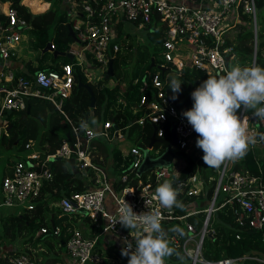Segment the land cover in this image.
I'll return each instance as SVG.
<instances>
[{
	"label": "built area",
	"instance_id": "built-area-1",
	"mask_svg": "<svg viewBox=\"0 0 264 264\" xmlns=\"http://www.w3.org/2000/svg\"><path fill=\"white\" fill-rule=\"evenodd\" d=\"M81 12L77 13L72 22V30L80 42L89 47L94 59L99 62V66L108 63V59L120 49L116 40L115 24L125 20L131 21L139 27L151 26V30L161 26L163 41L161 45L162 57L171 64L167 68L173 71H180L184 65H193L204 70L207 74L216 76L224 74L229 65L227 56L231 52V47L224 45L228 30H230L238 19L240 12L250 16V22L257 29V8L255 0H83ZM6 23L0 26V70L4 63L13 53V44L20 41L23 31L28 27L25 19L20 16L16 7L10 6L6 10ZM52 44V43H51ZM52 47L54 45L52 44ZM71 53H78L69 50ZM81 56L80 54H78ZM189 56V58H188ZM261 57L264 60V46L261 50ZM103 69V68H102ZM7 77L14 80L7 85L0 81V115H4L7 110H20L26 108L28 98L38 97L48 99L61 110L62 102L69 95L73 85V65L65 63L61 65V70L38 69L29 76H19L15 79L12 71H7ZM168 78L163 76L161 71H156L151 76V84L157 90L154 98L149 102L150 110L147 113L149 121L154 125L156 137L159 139L164 135L165 127L169 124V117L176 118L175 131L177 133V143L180 149L188 148L191 139L194 144L198 139L197 133L178 111L172 99L167 94ZM145 94H142L139 104L144 105ZM241 119L248 115L243 109L238 113ZM255 118V117H254ZM256 120V118H255ZM145 117L138 119L140 124H144ZM257 121V120H256ZM261 133H264V122L257 121ZM102 130L95 131L89 127L85 132L86 140L96 136L104 137L111 126L110 121L103 124ZM248 127L251 133H256L254 126ZM5 131L0 127V132ZM74 127V136L63 139L56 154L51 156L68 157L75 155L76 165L86 171L92 187L84 190L71 191L60 197L58 206L66 214H87L95 225L103 226L101 231H112L119 237L129 240L131 236L129 230L121 224H111L107 218L115 221V215L119 205L128 201L135 212L143 213L150 210L159 209L162 222L178 220L183 224L186 231L185 237L179 243L177 236L171 239L181 246L184 253L191 258V264H228L237 258H225L210 261L202 256L203 240L211 230L209 219L211 214L224 205H232L235 213V220L243 228L259 230L264 226V181L261 176L253 175L249 172L228 171L225 164L218 169L216 186L209 200V204L204 206L206 212L203 225L196 231L194 225L187 220L191 214H196L199 208L187 210L184 214L175 213L174 208H162L154 198L156 187L170 182L173 177L168 167H163L159 171L155 168V184L150 181L132 184L127 173L119 174L114 187L105 172L98 166L91 163L86 156V152L79 146L80 136L77 135ZM116 136L122 138L123 134L117 131ZM259 136H257L258 138ZM75 140V142H74ZM147 145V144H146ZM33 141L26 144V150H30ZM142 147L134 144L130 148L131 168L136 170L142 158ZM28 159L18 158L12 165L11 172L1 181L3 192V203L8 206H18L21 209H33L42 195V189L46 180L52 178L48 164L45 161L29 159L38 158L34 152L28 153ZM50 157V155H49ZM48 157V158H49ZM92 170L93 176L89 173ZM197 174H192L188 178H181L176 181V186L180 193L193 195L198 194L199 183ZM95 183V184H94ZM221 196L218 203L217 197ZM108 197V199H107ZM41 232H46V227L40 228ZM54 234L60 233L59 226H53ZM135 235V231L132 232ZM132 237V236H131ZM97 237H86L82 230L75 228L69 230L64 244L66 253L73 260L74 264H98L103 261L102 248L95 249ZM124 245V243H123ZM122 245V247H123ZM121 247V248H122ZM259 260L264 259L256 257ZM3 264H46L39 258L28 252L8 254L3 259ZM48 264H61L52 262ZM119 264H128L124 257H120ZM167 264V261H166Z\"/></svg>",
	"mask_w": 264,
	"mask_h": 264
},
{
	"label": "trees",
	"instance_id": "trees-1",
	"mask_svg": "<svg viewBox=\"0 0 264 264\" xmlns=\"http://www.w3.org/2000/svg\"><path fill=\"white\" fill-rule=\"evenodd\" d=\"M255 3L257 8L258 30L257 50L254 64L264 67V60L261 57V50L264 46V0H255ZM14 4L20 16L24 17L28 22L30 20L31 22L29 23L34 25L32 28H27L22 33V35L25 34L29 38L27 43L29 50L33 51L35 54L38 53L36 65L33 64L32 60H22L27 71L33 73L38 69L61 70L62 64L73 63L74 82L70 95L65 97L62 102V109L68 113V116L76 128L83 144L85 143V132L80 129V124L91 109L89 107V92L85 87V84H88L92 88L96 101L104 102L102 113L105 118L111 120L110 131H115L113 123L118 129L129 124L127 135L133 139V142L136 143L137 139L142 138L145 143H148L154 125L149 121L147 113L150 110L149 102L154 98V94L157 91L151 84L152 74L156 71H161L163 76H167V89H169L170 77L173 75L177 76L182 82H184L181 86L182 92L179 94L178 99L172 100L180 113L192 108L194 102L191 93L209 76L204 70L189 64L184 65L180 71L175 72L172 68L166 67L165 69H161V66H169L171 63L167 62L162 57L160 51V55H153V53L149 54L150 57H153L154 64L151 65V60L148 61V63L141 68L140 74L134 82L122 83V81L119 80L113 86H110L109 80L111 77L106 75V73L95 82H91L88 77L81 72L77 60L69 59L66 55H52V61L48 62L46 60V53L48 51L41 54L40 50L47 41H52L54 48L60 51L68 50L70 46H74L72 42L78 41L73 38L71 39L66 25H64V30L66 32L65 38L56 36L55 38L50 37L48 31L51 22L49 14L52 13V10L49 9L42 14L33 15L30 14L23 5L18 4V0H14ZM54 5L55 2H51L50 8ZM240 15L241 17L237 21L238 24L235 25L233 37L230 39L231 35H228L226 37V42L232 45L234 57H237L238 59V65L251 66L253 65V32L250 25V16L242 12H240ZM5 23L6 15L0 13V25H4ZM121 24L122 22L115 24L117 31L120 30ZM67 37L71 40L67 41ZM147 39H151L153 45H159L161 48L163 41L161 26H158L155 30L148 29ZM56 58H61V61H53L56 60ZM114 59L115 55L113 62ZM94 63H97L96 65L98 66L100 65L98 61H94ZM30 74L31 73L25 74V72L20 71L16 74L15 79L19 76H29ZM12 82H14V80ZM142 94H145L146 101L144 106L140 107L138 104ZM168 94L171 98L173 95L171 89H169ZM40 102H44L45 105L38 114ZM95 108H97V105ZM41 112L49 114L50 119L47 129L40 133L36 118L38 117L40 121L45 123V119L41 117ZM247 113L249 116V125L255 127L257 136H259V134H261V129L258 127L257 121L250 112ZM59 114L61 115V118H59ZM4 115L6 130L2 131L3 133H1L0 136L2 146L6 148L15 147L23 150L25 149L27 142L36 139V136H38L37 140L41 146V150L39 151L37 159L49 164L54 176L52 180L50 179L51 181H45L42 193L43 190L46 189L48 194L45 196L43 194L40 195L35 208H22L23 211L21 212H5L0 216V244L2 245L3 240H6L11 244V249L9 251L5 250L0 254V263H3V259L8 256V254L20 252L32 253L29 246L26 250H17V246H14L16 240H20L23 244H31L34 249L38 247L41 257L37 258L46 264L52 262L62 263V255L66 254V250L65 252L62 250V246H65L64 241L69 235V229L72 227L71 225L62 223L63 218L67 214L62 213L60 207L50 204V202L59 199L64 194H68L70 189L73 191H80L88 187L77 176H73L70 170H67L66 167L62 166L64 158L49 159L47 157L48 155L56 154L62 139L70 134V126L64 117H62L61 111L58 108L54 107L51 102L41 98H36V100L30 101V109L28 112L25 108L12 110L10 113L5 111ZM143 115L146 121L144 124H139L137 119ZM147 131L149 132L147 133ZM137 134H139V136L135 137ZM122 141L116 144L118 145V148L115 147L113 150L115 158L114 169L119 170V174L127 173L134 185L139 181H150L154 185L155 174L151 170L138 176L136 170L134 171L131 167L129 168L131 155L129 151L124 155L121 153ZM169 141L170 133L169 124L167 123L164 135L155 142L154 148L159 150L158 152L160 153ZM91 145L92 147L88 149V152L92 157V162L94 164H97L98 162L102 165L107 157L108 151L105 144L98 142L97 140H92ZM188 149L190 148L180 149L179 152L181 156L175 159L178 163L175 162L176 166L174 164L175 160L173 161L171 172L174 174V177L170 182L173 183L174 187H177V180L188 178L196 173L199 176L200 182L198 185L200 186V189L198 194H180L181 197L178 199L183 201L185 207L183 210L174 208L175 213L178 214L186 213L188 209L187 207L189 206L187 203L194 200L197 196L202 202H208L212 198L218 178V169L207 167L203 161L204 154L201 149L194 146V149L191 152H186ZM262 151H264V144L258 142L254 147H251L243 159L234 162L227 161L226 169L228 171H247L250 174L261 176L264 181V152ZM97 152L102 153V159L97 160ZM153 152L155 153V151ZM12 165V160H7L6 167ZM89 175L93 176V173L90 172ZM91 181H94V178ZM117 187H119V185ZM221 200V196L220 198L218 196V203H220ZM214 212L209 219L208 226L211 230L206 234L203 240V258L210 261L225 258H237L228 264H264V261L256 258L259 257L264 259V226L259 230L239 226L235 220V213L232 205H224ZM51 214H53L54 224L60 226L59 234H54L52 232L50 222ZM205 215L206 212L204 211L203 206L199 208L198 213L189 215L187 220L194 225L197 231L203 225ZM85 217L90 218L89 215H86ZM44 226L47 231L41 232L40 228ZM162 226L165 230L177 227L183 230V234L176 231H168L170 246L174 247L181 254L183 259L181 260L176 256H173L167 259V264H191V258L183 252L180 245L176 246V243L171 239L172 236H177L181 239L180 241L184 239L183 237H185L186 231L184 230L183 224L178 220H169L162 222ZM128 239L134 246V239L131 236ZM98 241L100 243V239H98ZM97 247L96 244V250L98 249ZM5 248L8 249L7 246H5ZM121 249V247L118 248L119 251H121ZM109 252L110 251L103 252V261L98 264L120 263V256L117 257L118 253L115 255V258H107L106 256H110L107 255ZM124 259L128 261L129 258L124 257Z\"/></svg>",
	"mask_w": 264,
	"mask_h": 264
},
{
	"label": "clouds",
	"instance_id": "clouds-1",
	"mask_svg": "<svg viewBox=\"0 0 264 264\" xmlns=\"http://www.w3.org/2000/svg\"><path fill=\"white\" fill-rule=\"evenodd\" d=\"M183 83L175 75L170 77L172 100L178 99ZM191 97L193 106L182 115L198 135L196 146L203 151V161L207 167L219 169L227 161L243 159L251 147L258 142H264V133L259 134L257 138L255 133L249 131L248 115L241 119L238 114L243 109L250 112L257 121L264 122V67L255 64L237 65L227 69L224 74L209 75L195 88ZM91 125L99 126L94 116L90 122H81L80 129L87 131ZM156 139L158 140L157 137ZM155 142L151 148L153 155L159 153V150L154 148ZM192 147L194 146L188 148ZM179 195V188L165 181L156 187L154 198L162 208L183 210L185 205L178 199ZM117 204L119 207L116 214L110 216L118 219H107L111 224L119 223L127 228L135 241L133 246L131 241L125 239L121 249V255L129 258L128 264H166L167 259L173 256L183 259L181 254L170 246L168 239V231L183 234V230L178 227L165 230L159 209L137 213L126 200Z\"/></svg>",
	"mask_w": 264,
	"mask_h": 264
},
{
	"label": "crops",
	"instance_id": "crops-1",
	"mask_svg": "<svg viewBox=\"0 0 264 264\" xmlns=\"http://www.w3.org/2000/svg\"><path fill=\"white\" fill-rule=\"evenodd\" d=\"M185 2H187V1H189L190 2V0H184ZM51 2H55V5L53 6V7H51L50 8V6H51ZM82 2H83V0H18V4H21V5H23L26 9H27V11L30 13V14H33V15H38V14H42V13H44V12H46L47 10H49V9H51L52 10V13H50L49 14V19L51 20V22H50V26H54L55 27V30L57 31V30H59V29H62V30H64V25H66L67 24V22H70V24H72V22H73V20L76 18V14L77 13H80L81 12V10H82V8H81V4H82ZM10 6H13V7H15V4H14V0H0V13H3V14H5L6 15V10H7V8L8 7H10ZM50 15H51V17H50ZM240 17H241V15H240ZM24 18V17H23ZM25 19V18H24ZM25 21L27 22V24H28V29L29 28H32L34 25L33 24H31V23H29V22H31L30 20H29V22H28V20H26L25 19ZM52 23V24H51ZM238 23H235L234 25H233V27H235V25H237ZM251 25V30H252V32H253V51H252V56H253V64H254V62H255V58H256V50H257V30H258V26H257V29H256V31H254V25H253V23H251L250 24ZM0 26H2V25H0ZM67 26V25H66ZM72 26V25H71ZM137 27H139L138 25H137ZM139 28H142V27H139ZM148 29H151V26H149V27H146V30H148ZM0 30H1V28H0ZM67 30H68V28H67ZM65 31V30H64ZM117 31V28H115V34H116V40H118V33L116 32ZM230 36V34H227V36ZM233 37V33L231 34V36H230V39ZM24 38H26V39H28L29 40V38H28V36L27 35H22L21 36V38H20V41L19 42H17L16 44H13V53L12 54H10V57L6 60V62L4 63V66H3V68L0 70V81L1 82H5V84H7V85H10V84H12V80H10L8 77H7V71L8 70H10V71H12L13 72V74L16 76V74L18 73V72H20V71H23V72H25V74L26 73H32V72H28L27 71V69H26V67L24 66V64H23V61L22 60H32L33 61V58L34 57H36V54L34 53V56L32 55V53L30 54V55H28V56H26L25 55V52H24V47H27V43H24L23 45H19L20 43H21V41H24ZM27 41V40H26ZM78 42L81 44V48H77L76 46H70L69 47V49L67 50L68 52H70L69 50H74V51H76V52H78V53H71L72 54V56H73V58H75V57H77L78 58V60H77V64L80 66V67H82V68H84V70L86 71V76L88 77V79L91 81V82H95L96 80H98L100 77H102V76H96L95 78L94 77H92V72L91 71H89V70H91L92 69V67H94V66H96V64L94 63V61H96L95 59H94V57H93V55L92 54H88V53H91L90 52V49H89V47H86L85 46V44L84 43H82V42H80L79 40H78ZM51 43H52V41H51ZM224 45H226V46H229V47H231V52L229 53V55L227 56V63H228V65H229V62H230V60L234 57V52H233V48H232V45H230V44H228V42H226L225 41V43H224ZM28 51H30L29 49H28ZM40 52H41V50H40ZM42 54V53H41ZM78 54H80L81 56H79ZM150 53H148V55H149ZM52 55H53V53H52ZM92 55V56H91ZM115 55V54H114ZM54 56V55H53ZM150 56V55H149ZM72 58V59H73ZM112 58H114V56L112 57ZM151 58H152V56H151ZM188 58H189V56H188ZM35 59V58H34ZM70 59V58H69ZM151 60V59H150ZM33 64L34 65H36L37 64V60H36V64L34 63V61H33ZM72 65H73V63H71ZM108 65V64H107ZM193 66V65H192ZM195 67V66H194ZM197 68V67H196ZM106 70H107V68H106ZM106 70H105V72L104 73H106ZM113 72H115V73H117L116 71H113ZM115 73H113V75H109L110 77H111V79L109 80V85H110V81L111 80H113V78H114V80L113 81H115L114 82V84L117 82L116 81V74ZM118 74V73H117ZM93 80V81H92ZM113 84V85H114ZM88 85V84H87ZM113 85H110V86H113ZM73 86V85H72ZM72 86H71V88H70V92H69V95H70V93H71V90H72ZM68 95V96H69ZM89 97H90V95H89ZM36 98H38V97H32V98H28V102H27V105H26V109H27V112L29 111V109H30V101L31 100H36ZM41 99H44V98H41ZM44 100H47V101H49V102H51L50 100H48V99H44ZM51 104L54 106V107H56L54 104H53V102H51ZM140 107H143L144 105H140V104H138ZM89 107H90V104H89ZM94 107V106H93ZM93 107H90L91 108V110H92V108ZM25 109V108H24ZM61 114H62V116L64 117V119L68 122V124H69V126H70V134H69V132H68V134H69V136H67L69 139H71L73 136H74V125L72 124V122H71V120H70V118H69V116H68V113L64 110V109H62V107H61ZM4 116L5 115H0V121L3 123V122H5V119H4ZM102 116H103V114H102ZM144 116V115H143ZM142 117V116H141ZM138 120V119H137ZM84 121H89L90 122V120L88 119V118H86V116L84 117V120L82 121V122H84ZM109 121H111V120H109ZM2 123L0 124V127H2V130L3 129H6V125L5 126H2ZM103 124H104V122H100L99 123V126H96V125H91L90 127L91 128H93L95 131H98V130H102L103 128H104V126H103ZM116 126V125H115ZM114 126V123H113V127L115 128L114 130L115 131H113V133L112 134H110V133H108L106 136H104V137H101V136H96L95 138H93V139H90V140H86V136H85V143L83 144V142H82V140H81V138L79 139V146H80V148H83L84 150H85V152H86V156L90 159V161H91V163L92 164H94L93 162H92V157H91V155L89 154V152H88V149L89 148H91L92 147V145H91V141L92 140H97L98 142H101V143H104L105 144V146H106V148H107V157L105 158V161H104V163L102 164V165H100L98 162H97V164H94V165H96V166H98L99 168H101L102 170H103V172H105L106 173V175L108 176V179H109V182L114 186V187H116L117 185H116V182H115V179H116V177L119 175V170H115L114 169V161H115V158H114V153H113V150H114V148L115 147H117L118 148V145H116V144H118L119 142H121L123 139H124V135H123V137L122 138H118L117 136H116V134H117V131H119L120 129H124L125 131H126V135H127V128H128V126H129V124L128 125H126L125 127H120L119 129L117 128V127H115ZM1 133H3V132H0V136H1ZM77 135H78V133H77ZM79 136V135H78ZM66 137V138H67ZM125 138H127V137H125ZM65 139V138H64ZM63 140V139H62ZM30 141H33V140H30ZM74 142H75V140H74ZM263 144H264V142H262ZM134 144H136L137 145V143H135L134 142ZM134 144H132V146L134 145ZM61 145V144H60ZM3 148V146H2V143H1V140H0V150ZM6 148V147H5ZM131 148V147H130ZM124 149H126V148H124V147H122V149H121V153L124 155L125 153H126V150H124ZM41 150V146L39 145V143H38V140H37V142H36V144H34L33 145V147L30 149V150H26V147H25V149H24V153H23V158L24 159H28V153H32V152H34V153H36L37 155L39 154V151ZM58 150V149H57ZM57 152V151H56ZM129 153H130V149H129ZM131 155V154H130ZM51 156V155H50ZM47 157H49V155L47 156ZM131 157V156H130ZM23 158H21V159H23ZM50 158V157H49ZM62 158H64V161H63V164H62V166H64V167H66V169L67 170H70L71 171V173H72V175L73 176H77L80 180H82L83 182H84V184L86 185V186H88V187H92L93 185H91V183H90V181L93 179V178H95V175L97 174V173H99V172H97L93 177H92V179L91 180H89V178H88V176H86V171L85 170H82V169H80L79 168V166H77L76 165V158H75V155L73 154L72 156H68V157H62ZM96 158H97V160H99V159H102L103 158V155H102V153H99V152H97L96 153ZM29 160H32L33 162L35 161V160H38V159H36V158H33V159H29ZM15 161V160H14ZM14 161H12L13 163H14ZM7 162V161H6ZM130 164H129V168H130V166H131V159H130V162H129ZM173 163V162H172ZM176 163H177V160H176ZM176 163H175V165H176ZM178 164V163H177ZM48 166H49V168H50V171H51V174H52V178H51V180L53 179V176H54V174H53V172H52V169H51V166L48 164ZM12 166H7L6 167V165L4 166V170H7V168H9L8 170H7V172H5V173H0L1 175H0V199H1V197L3 198V192H2V189H1V181H2V179L7 175V174H9L10 172H11V168ZM171 169H172V167H171ZM89 171H91V172H93L92 170H90L89 169ZM93 173H95V172H93ZM196 174V173H195ZM50 180V181H51ZM49 181V182H50ZM93 182V181H92ZM139 182H141V181H139ZM95 184V183H94ZM45 186V185H44ZM49 191V190H48ZM72 191V189H70L69 190V192H71ZM68 192V193H69ZM44 196L45 195H47L48 194V192H47V190L46 189H44L43 190V193H42ZM63 196V195H62ZM60 199V198H59ZM59 199H56V200H54V201H52V202H50V204H54V205H57L58 206V202H59ZM107 199H108V197H107ZM194 202H195V199L193 200ZM202 202V201H201ZM1 204H4L3 202H1L0 201V205ZM188 204V203H187ZM6 205V204H5ZM189 206L187 207L188 209L187 210H194V209H196V208H198V207H195V205L194 204H188ZM7 206V205H6ZM59 207V206H58ZM21 211H23L22 209H20L19 211H17V213L18 212H21ZM54 220H53V214H51L50 215V222H51V226H59V225H56V224H54V222H53ZM91 224V226H92V229L94 230V232L92 233V231H91V228H90V234H85V229H84V227L82 226V228L80 227H76V226H74V227H72L71 229H75V228H78V229H80V230H82V232L85 234V236L86 237H97V229L99 228V227H96L93 223H90ZM90 224H89V226H90ZM70 230V229H69ZM111 233H113V232H111ZM94 234V235H93ZM116 236H118V235H116L115 233H113V235H112V237H114L115 238V241H116V248H115V250L117 251L118 250V248H120V247H122V245L123 244H118V242H117V240H116ZM98 239H100V237L98 238L97 237V243H98ZM124 242V241H123ZM96 243V244H97ZM103 244H104V246H103V248L105 249V251H112V249H111V246L109 245V241L108 240H104V242H103ZM32 253H34L33 251H32ZM31 253V254H32ZM35 254V253H34ZM33 255V254H32ZM119 255V254H118ZM35 257H38L36 254H35ZM121 257V256H120ZM62 263L61 264H74V262H73V260L69 257V255L66 253V254H63L62 255ZM0 264H3V263H0Z\"/></svg>",
	"mask_w": 264,
	"mask_h": 264
},
{
	"label": "rangeland",
	"instance_id": "rangeland-1",
	"mask_svg": "<svg viewBox=\"0 0 264 264\" xmlns=\"http://www.w3.org/2000/svg\"><path fill=\"white\" fill-rule=\"evenodd\" d=\"M48 31H49L50 37H52V38H55V36L65 38L66 32L62 29H59L56 31L55 27L53 25L49 26ZM114 31H115V29H114ZM234 31H235V27H232L230 30H228V34L231 35L232 33H234ZM116 32L118 33L117 42L120 45V47H119L120 49L115 54V59L113 62V71H116L118 73V74H116L114 72L117 75V77L115 79H116V81L121 80L122 83L134 82L137 79V77L139 76L141 68L143 66H145L148 63V61H150V59H151V57L148 55V53H153V55H160L161 48L159 45H156V46L153 45L151 39H147L146 28H139V27H137V25L135 23H133L131 21H128V20L122 21V24L120 26V30L116 31ZM71 39H72V37H71ZM71 39H69L67 37L66 40L70 41ZM27 42H28V39L24 38V41H21V43L19 45H23L24 43H27ZM72 43L77 48H81V44L78 41L72 42ZM28 49H29V46L24 47V49H23L26 56L30 55L33 52V51H28ZM32 55L34 56V52L32 53ZM37 56H38V53H36V57H34L35 59L33 58V61L35 64H36ZM51 56H52V52L48 51L46 53V60L48 62L52 61ZM60 59L61 58H56V60H53V61L59 62V61H61ZM73 60H78V58L75 57V58H73ZM237 65H238V59H237V57H233L229 62V68H231L233 66H237ZM102 68H101V66H98V65L92 67V69L89 70L92 72V77L95 78L96 76H102L104 74L106 68H107V64L102 65ZM80 70L82 73L86 74V71L84 70V68L80 67ZM113 80H114V78H113ZM113 80L110 81V85L114 84L115 81H113ZM44 105H45L44 102L39 103L38 114L40 113V110L44 107ZM96 105H97V108H95ZM103 106H104V102H100V101L95 100L94 107L92 108V110L90 109L88 111L86 118L91 120V118L94 116L98 120L99 123L108 121L109 119L105 118V116H102ZM41 117L45 119V123L40 121L38 119V117L36 118V122L39 125V132L40 133H41V131L47 129V125H48V122L50 119L49 114L43 113V112H41ZM59 118H61L60 114H59ZM5 125H6L5 122H3L2 126H5ZM119 132L122 133L125 137L128 136V135H126V131L123 128L120 129ZM148 132L149 131H147V133ZM107 133L112 134L113 132L108 129ZM136 136L138 137L139 134L135 135V137ZM125 137H124L121 145H122V147L126 148L124 150H126V152H128L130 147L132 146V144H134V142H133V139L131 137H129V136H128V138H125ZM135 137H133V138H135ZM196 137L197 136L194 135L193 138L191 139V145L196 146V143L194 144V141H193V139ZM37 139H38V136H36V139H32L33 145L36 144ZM136 143L140 147L146 146L145 141L142 138L137 139ZM262 152H264V151H262ZM23 153H24V149L22 150L19 148L17 149L15 147L14 148L13 147H9V148L3 147L0 150V173L3 174L5 172H7V170L9 169V168H7V170L3 169L4 166L6 165L7 160L13 161V160H16L18 158H23L22 157ZM175 159H177V158H175ZM175 162H176V160L174 161V164H175ZM171 177H174L173 173H172ZM199 189H200V186L198 185L197 186L198 193H199ZM180 197H181V195L178 198H180ZM0 201L3 202L2 197H1ZM188 204H190V205L194 204L195 207L201 208L205 205H208L209 201L206 203L201 202V199L197 196V197H195V202L192 200V201L188 202ZM20 209L21 208L18 206H8V205L6 206L5 204H1L0 205V216L3 215L5 212L15 213V212L19 211ZM85 216H86V214H83V213L67 214L63 218L62 223L67 224V225H71V227L76 226V227L82 228V226H83L85 229V234H87V233L90 234V228H91V231L93 233L94 230L92 229V226L90 223H93L94 225H95V223H94V221H92L91 218H86ZM89 224H90V226H89ZM95 226L99 227L97 229V237L98 238L100 237V243H99V241L97 243L98 248H102L103 250H105L103 248L104 240H108L109 245L111 246L112 251H110L107 254L110 256H106V257L107 258H110V257L115 258V255L117 253L119 254V255H117V257L122 256L121 251L115 250V248L117 246H116L115 238L112 237V235H113V233H111L112 231L107 230V231L102 232L101 229L103 226H100V225H95ZM116 240H117L118 244L124 243L123 238H121L119 236H116ZM178 240H179V243L182 242V241H180L181 240L180 238H178ZM179 243H178V245H179ZM5 246H7L8 249L5 248ZM14 246H17V248H18L17 250H22V249L26 250V248L29 246L31 248V250L38 257H41L40 253L38 251V247L36 249H34L33 246H31V244H28V243L23 244V243H21L20 240H16ZM0 247H1L0 248V254H1L5 250L9 251L11 249L10 248L11 244L9 242H7L6 240H3V243H2V245L0 244ZM62 250L65 252V250H66L65 246H62ZM34 253H32V254L35 256ZM198 264H200V263H198Z\"/></svg>",
	"mask_w": 264,
	"mask_h": 264
},
{
	"label": "water",
	"instance_id": "water-1",
	"mask_svg": "<svg viewBox=\"0 0 264 264\" xmlns=\"http://www.w3.org/2000/svg\"><path fill=\"white\" fill-rule=\"evenodd\" d=\"M67 28H68V34L75 40H77L70 22H67ZM51 51L54 56L57 55H66L70 59L73 58L72 54L68 52L67 50L60 51L52 47L51 41H47L46 44L41 48V53ZM107 70H106V75H113V58L110 57L108 59L107 63ZM154 64L153 57L151 58V65ZM167 66H161V69H165ZM85 87L87 88L89 95H90V107L94 106L95 102V95L92 90V88L85 84ZM169 91H167L168 94ZM12 110H7L8 113H10ZM2 122L0 121V124ZM175 124H176V118L170 116L169 117V133H170V141L169 143L164 147V149L155 155L152 154L151 148L154 144V142L157 140L155 136V128L152 131V134L150 136L148 145L145 147H142V158L141 161L139 162L137 168H136V173L138 176L142 175V173L147 172L152 169H156L159 171L163 167H168L171 169L172 167V162L175 158H178L181 156L180 154V147L178 146L177 143V133L175 131ZM115 126V124H114ZM116 127V126H115ZM69 136V135H68ZM194 149V147L186 150V152H191ZM57 158H62L60 156H50L49 159H57Z\"/></svg>",
	"mask_w": 264,
	"mask_h": 264
}]
</instances>
